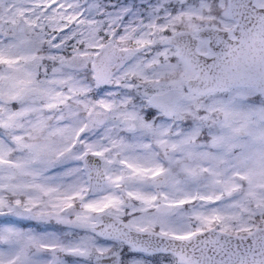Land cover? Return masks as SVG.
<instances>
[{
  "label": "snow or ice",
  "instance_id": "1",
  "mask_svg": "<svg viewBox=\"0 0 264 264\" xmlns=\"http://www.w3.org/2000/svg\"><path fill=\"white\" fill-rule=\"evenodd\" d=\"M0 264H264V0H0Z\"/></svg>",
  "mask_w": 264,
  "mask_h": 264
}]
</instances>
